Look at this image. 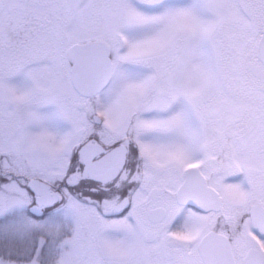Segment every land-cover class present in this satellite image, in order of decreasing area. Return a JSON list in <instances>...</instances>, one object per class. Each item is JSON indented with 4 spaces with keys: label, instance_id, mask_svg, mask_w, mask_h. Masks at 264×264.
Instances as JSON below:
<instances>
[{
    "label": "snow or ice",
    "instance_id": "1",
    "mask_svg": "<svg viewBox=\"0 0 264 264\" xmlns=\"http://www.w3.org/2000/svg\"><path fill=\"white\" fill-rule=\"evenodd\" d=\"M0 264H264V0H0Z\"/></svg>",
    "mask_w": 264,
    "mask_h": 264
}]
</instances>
